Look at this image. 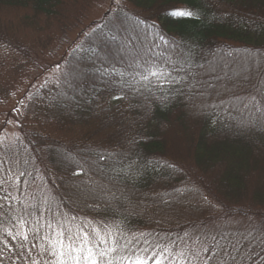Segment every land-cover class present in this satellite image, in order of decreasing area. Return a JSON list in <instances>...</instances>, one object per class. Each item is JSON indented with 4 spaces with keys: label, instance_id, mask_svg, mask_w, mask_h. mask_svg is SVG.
<instances>
[{
    "label": "trees",
    "instance_id": "16d2710c",
    "mask_svg": "<svg viewBox=\"0 0 264 264\" xmlns=\"http://www.w3.org/2000/svg\"><path fill=\"white\" fill-rule=\"evenodd\" d=\"M75 1L0 0V51L40 62L43 49L22 38L24 26L49 29L56 21L66 30ZM123 2L132 7L109 11L63 54L58 75L29 87L6 114L18 118L10 142L0 129V264H45L41 246L60 225L110 229L149 255L164 246L186 253L206 247L207 264L217 254L222 264H264V155L257 154L264 108L252 120L212 105L204 120L184 121L186 132L177 125L180 115L186 120L187 91L208 78L201 68L222 59L220 51L257 58L256 93L244 97L264 103V0ZM180 11L192 16L173 14ZM215 44L223 45L215 51ZM152 66L171 75L144 87L140 76ZM8 94L2 82L0 99ZM167 129L189 138L188 151L173 146ZM184 200L195 207L191 215ZM247 218L248 236L238 230ZM188 264L204 261L189 257Z\"/></svg>",
    "mask_w": 264,
    "mask_h": 264
},
{
    "label": "rangeland",
    "instance_id": "374dc122",
    "mask_svg": "<svg viewBox=\"0 0 264 264\" xmlns=\"http://www.w3.org/2000/svg\"><path fill=\"white\" fill-rule=\"evenodd\" d=\"M77 1L78 3L75 1L69 5L68 17L69 19H76L73 21V25L68 27L66 30L60 27V24H58L56 21L52 22L49 29L30 25L24 26L25 33H23L22 38L25 39V41L34 43L35 45L32 46L38 49L39 52H41V49H43V56L42 58L40 56V59H38L40 62L26 61L20 56L13 55L8 51H0V71L2 72V74L0 73V84L3 82V85L9 89L7 99H0V118L2 121H7V125H3L2 121H0V129H2V138L4 142H10L14 138V125L18 118L17 115L7 116L6 114L14 113V110L18 106L20 99L25 95L29 87H35L36 85L43 83L48 79H54L58 75L60 69V65L58 63L61 61L63 54L66 52L68 54L70 50L76 46L85 35L95 29L94 25L97 24L101 18H104V16L109 11H114L117 6V9L123 5L132 7L129 4H122L124 3L123 0H119V2L118 0ZM80 13H82L80 20L77 21L78 15ZM8 18L10 19V17ZM108 33L111 35L110 32H103V37L108 38L109 41L115 42L117 44L119 43V45L125 42V40L121 39L120 36L113 39V37L108 35ZM100 38H102V36ZM221 45L223 44H215L212 48L215 51H219L221 49ZM115 49H111V52L108 49L105 52L109 51L108 53L115 54L120 53L119 50ZM220 53V57L222 59L233 58L235 63H226L220 70L211 71L210 73V65L217 60V57H212V60H208V63H206L201 68V73H203V76L208 75V78L203 82L197 83V88L193 87L189 89L186 96L184 97L186 100L184 101V109L186 110V113L183 115L188 122L181 115L180 118L177 119V125L179 128H183V132L187 131V127H183L184 121L186 122V125H195L196 121L194 120L198 118L201 121L204 120L207 108H210L212 105H214L212 109H215L218 107V104H221V100H228L233 97H238V88L245 85H251L250 87H246V92L244 93L252 95L250 92L254 90L252 89V84L255 82L253 79L256 78L255 69L249 70V62H246L247 59L245 60V56L240 57L238 54L232 55L230 52L222 53V51H220ZM208 59H211V56L208 57ZM256 59L257 58H254L252 61H256ZM54 63L56 64L48 70H45L48 65ZM96 67L100 68L98 66ZM100 69L102 70V67ZM246 78L249 80H245ZM253 92L256 93L255 90ZM256 95L255 97H257ZM250 98L255 99L252 96H250ZM263 106L264 103L261 104L260 102L255 106L254 109L257 115L254 116L252 114L254 112H247L244 114L245 117L247 116L252 120L258 119L259 112H261L264 108ZM3 127H5V129ZM167 131L171 137L173 135L172 138L174 140V147L183 151H188L189 147L187 140L189 141V138L185 137V135L184 137L179 136L178 130H175L174 132L172 129H167ZM175 138H178V143L175 142ZM167 139L169 141L171 138L168 136ZM259 149L261 151L257 152L258 156L261 154L263 156L264 149H261L260 147ZM181 204L183 209L188 211V214L191 215L192 213L190 212H193L192 210H194L195 207L192 204L187 203L186 200H184ZM234 217V220L238 219L236 213L234 214ZM248 221L250 220L247 218V220L242 221L238 225V230H240L241 233H245L246 235L253 231L250 229V223ZM235 222L236 221H234L233 224ZM241 230L245 231L243 232Z\"/></svg>",
    "mask_w": 264,
    "mask_h": 264
},
{
    "label": "snow or ice",
    "instance_id": "6c2138e0",
    "mask_svg": "<svg viewBox=\"0 0 264 264\" xmlns=\"http://www.w3.org/2000/svg\"><path fill=\"white\" fill-rule=\"evenodd\" d=\"M173 14L182 17L192 16L189 11ZM170 75V73L152 66L144 71L140 79L145 82L143 86L148 87L152 83V77L159 80L167 79ZM49 227H52L51 222H49ZM60 229L55 233V238L49 240L47 247L41 246V254L48 257L45 264H150L153 260L154 264H169V262L170 264H188L189 257L197 261L203 259L204 264H207V261L211 259L208 256L202 257V253L209 252L206 247L198 252L186 253L184 251L174 252L164 246L149 255L145 248H132L121 244L120 239L117 238L119 233H114L110 229L97 227L88 230L79 225L75 229L67 230L63 225H60ZM8 235H12V233H8ZM22 239L27 241L28 236L22 234ZM44 239L48 238L44 237ZM215 264H222L218 254L215 257Z\"/></svg>",
    "mask_w": 264,
    "mask_h": 264
},
{
    "label": "bare ground",
    "instance_id": "6f19581e",
    "mask_svg": "<svg viewBox=\"0 0 264 264\" xmlns=\"http://www.w3.org/2000/svg\"><path fill=\"white\" fill-rule=\"evenodd\" d=\"M99 48V52L101 51V47L98 46ZM97 53V52H96ZM247 59V60H246ZM245 60L246 62H249V70H254L255 69V77H257L258 75V71H259V67L261 65V63H259L258 61H252L248 58L245 57ZM226 63H229V64H232V63H235L234 59L233 58H225V59H220V60H216L214 61L211 65H210V73L211 71H216V70H220L224 64ZM253 68V69H252ZM245 80H249V79H245ZM238 97L236 98H230V99H223L221 100L222 103L221 105L224 107V112L226 114H228L229 116L234 113H237L238 116L240 118L243 117V115L247 112H254V108L253 106L254 105H258L261 101L260 100H250V99H246L244 96H245V93L243 90H239L238 89Z\"/></svg>",
    "mask_w": 264,
    "mask_h": 264
}]
</instances>
